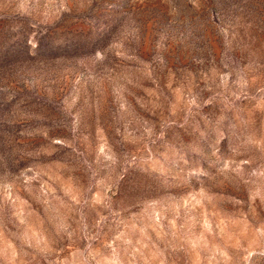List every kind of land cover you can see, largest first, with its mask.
Wrapping results in <instances>:
<instances>
[{
	"label": "rangeland",
	"instance_id": "obj_1",
	"mask_svg": "<svg viewBox=\"0 0 264 264\" xmlns=\"http://www.w3.org/2000/svg\"><path fill=\"white\" fill-rule=\"evenodd\" d=\"M0 264H264V0H0Z\"/></svg>",
	"mask_w": 264,
	"mask_h": 264
}]
</instances>
